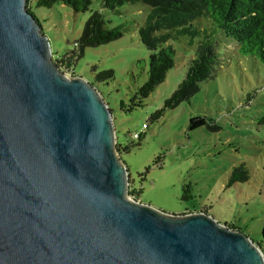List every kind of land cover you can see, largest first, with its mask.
I'll list each match as a JSON object with an SVG mask.
<instances>
[{
    "label": "water",
    "instance_id": "95a60500",
    "mask_svg": "<svg viewBox=\"0 0 264 264\" xmlns=\"http://www.w3.org/2000/svg\"><path fill=\"white\" fill-rule=\"evenodd\" d=\"M128 184L98 91L57 68L27 0H0V264H264L244 233Z\"/></svg>",
    "mask_w": 264,
    "mask_h": 264
},
{
    "label": "rangeland",
    "instance_id": "374dc122",
    "mask_svg": "<svg viewBox=\"0 0 264 264\" xmlns=\"http://www.w3.org/2000/svg\"><path fill=\"white\" fill-rule=\"evenodd\" d=\"M34 2L31 0L27 8L41 25L55 56L72 50L93 12L102 15L107 29L125 27L120 39L85 49L74 71L93 83L107 104L116 141L122 145L136 143L131 135L143 134L139 147L120 156L131 186L141 189L139 201L167 214L205 211L221 224L232 223L260 244L264 258V67L254 58L239 55L237 44H221L220 40V66L214 78L202 83L188 102L164 110L152 122L150 116L183 79L202 36L171 40L168 44L175 51L173 68L140 105L132 106L148 69L149 52L137 34L148 7L126 3L110 11L101 9V0H91L87 11L75 13L62 4L36 8ZM200 23L202 29L210 30L208 21ZM104 70H112V78L94 82V74ZM194 117L210 120V128L187 130L189 119ZM142 124L147 129L142 130ZM241 163L248 169V180L228 187L232 169ZM146 168L147 174L140 177ZM186 185L190 189L185 196L192 198L182 201Z\"/></svg>",
    "mask_w": 264,
    "mask_h": 264
},
{
    "label": "trees",
    "instance_id": "16d2710c",
    "mask_svg": "<svg viewBox=\"0 0 264 264\" xmlns=\"http://www.w3.org/2000/svg\"><path fill=\"white\" fill-rule=\"evenodd\" d=\"M30 1L27 0V5ZM126 3H140L149 9L144 23L137 32L139 42L149 52L148 69L145 82L132 99V106L140 105L142 100L164 81L166 73L173 68L175 51L168 43L171 40H178L180 36H188L190 39L202 36L195 48L193 58L188 63L183 79L172 94L164 100L162 107L150 116L149 119L152 122L157 121L164 110L174 109L179 104L188 102L198 93L202 83L214 78L216 69L220 66L219 46L222 43L237 44L239 55L254 58L264 67V0H101V9L113 11ZM55 4H62L78 13L87 11L91 0H35L34 2L36 8H51ZM27 9L33 15L31 9L29 7ZM202 20L209 22L210 30L206 27L202 29L200 23ZM124 31L123 25L111 29L105 28L102 15L99 12H93L85 22L82 33L74 42L72 50L66 51L61 56H55L52 53V60L62 73L68 72L71 76H75L74 66L83 56L85 49L118 40L123 36ZM112 76V70L100 71L94 74V82H107ZM89 84L95 88L93 83ZM209 123L210 120L205 117H194L189 119L187 130L210 128ZM143 125L147 129L148 126ZM142 138L143 134L139 132L138 138L135 139L136 143L122 145L116 141L119 157L129 153L132 147H139ZM148 169L146 168L139 176L145 177ZM248 178V169L241 163L232 169L227 186L246 182ZM129 184L128 195L134 201H139L141 189H134L130 179ZM189 189V185L183 188L182 201L192 198L185 196ZM201 213L209 215L205 211ZM223 224L229 229L244 233L232 223L223 222ZM261 236L264 239V225ZM252 242L260 249L258 242Z\"/></svg>",
    "mask_w": 264,
    "mask_h": 264
},
{
    "label": "built area",
    "instance_id": "2783aa9c",
    "mask_svg": "<svg viewBox=\"0 0 264 264\" xmlns=\"http://www.w3.org/2000/svg\"><path fill=\"white\" fill-rule=\"evenodd\" d=\"M66 76H71L68 72H66V73H64ZM141 129L142 130H144L145 129V126L142 124V126H141ZM138 134H139V132H137V133H133L132 135H131V139L132 140H135V139H137L138 138ZM129 185L130 184H128V188H129Z\"/></svg>",
    "mask_w": 264,
    "mask_h": 264
}]
</instances>
